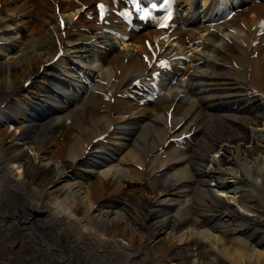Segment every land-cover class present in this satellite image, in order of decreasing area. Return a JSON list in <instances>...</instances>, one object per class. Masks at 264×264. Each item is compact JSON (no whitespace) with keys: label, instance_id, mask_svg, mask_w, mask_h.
Wrapping results in <instances>:
<instances>
[{"label":"bare ground","instance_id":"bare-ground-1","mask_svg":"<svg viewBox=\"0 0 264 264\" xmlns=\"http://www.w3.org/2000/svg\"><path fill=\"white\" fill-rule=\"evenodd\" d=\"M94 1L0 0V264H264V0L219 23L177 0L165 33Z\"/></svg>","mask_w":264,"mask_h":264},{"label":"rangeland","instance_id":"rangeland-1","mask_svg":"<svg viewBox=\"0 0 264 264\" xmlns=\"http://www.w3.org/2000/svg\"><path fill=\"white\" fill-rule=\"evenodd\" d=\"M25 97H27L26 95H24ZM76 168L78 169V170H81V171H84L85 170V166H83V165H79V166H76ZM216 179H219L218 177H216ZM213 181V180H212ZM124 185V184H123ZM128 186V187H127ZM133 185H126V187L127 188H129V187H132ZM133 189V188H132ZM116 191H118V190H116ZM128 191V190H127ZM126 190L125 191H123L122 192V194L121 195H119L120 196V198H119V202L121 201L122 202V204H125L129 209H131V212H137L138 211V209H141V207L140 206H138V203H136V201L134 200V199H127L125 196H124V193L125 192H127ZM133 193H136L137 195H139V196H152L153 194L152 193H149V192H147V191H143L142 189H139V188H134L133 190ZM218 192V191H217ZM219 193H221V194H223V192L222 191H220ZM227 193V194H226ZM226 193H224V194H226V195H228L229 193L228 192H226ZM79 196V195H78ZM110 199H115V198H110ZM140 205V204H139ZM114 209H119V208H114ZM142 210V209H141ZM144 210H145V208H144ZM165 210H168V208H165ZM114 217V215L113 214H109V218L108 219H110V218H113ZM179 223V222H178ZM178 223H176V226H175V228H174V233L176 234V236L177 235H180V234H183V233H185L186 232V225L183 223H181L182 225H180V223L178 224ZM129 227H132L131 226V224H129ZM165 228V231H164V234H162L163 235V237L165 236H171V229H170V227H168V226H164ZM177 228V229H176ZM205 228H208V225H204V226H202V227H200L199 228V230H203V229H205ZM174 236V235H173Z\"/></svg>","mask_w":264,"mask_h":264},{"label":"snow or ice","instance_id":"snow-or-ice-1","mask_svg":"<svg viewBox=\"0 0 264 264\" xmlns=\"http://www.w3.org/2000/svg\"><path fill=\"white\" fill-rule=\"evenodd\" d=\"M98 7L102 10L104 6L103 5H98ZM137 7H139V5ZM152 7H155V4H153Z\"/></svg>","mask_w":264,"mask_h":264}]
</instances>
